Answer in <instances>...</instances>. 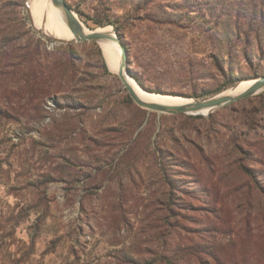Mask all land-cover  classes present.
<instances>
[{
	"label": "rangeland",
	"instance_id": "obj_1",
	"mask_svg": "<svg viewBox=\"0 0 264 264\" xmlns=\"http://www.w3.org/2000/svg\"><path fill=\"white\" fill-rule=\"evenodd\" d=\"M28 1L0 0V264H264V209L220 136L234 126L129 103L98 44L48 35ZM65 1L90 30L119 26L148 93L201 101L217 94L190 96L264 74V0ZM68 43L90 99L76 110L54 103L69 92L55 85Z\"/></svg>",
	"mask_w": 264,
	"mask_h": 264
},
{
	"label": "trees",
	"instance_id": "obj_2",
	"mask_svg": "<svg viewBox=\"0 0 264 264\" xmlns=\"http://www.w3.org/2000/svg\"><path fill=\"white\" fill-rule=\"evenodd\" d=\"M67 3V2H66ZM68 4V3H67ZM68 6L72 8L69 4ZM75 13H77L80 19H83V15L76 10L73 9ZM94 25L103 28L107 25H111L114 27L116 34L119 36L121 41L124 43L123 38L119 32V26L115 22L111 20H94ZM86 24V22L84 21ZM87 42L79 43V45H86ZM95 45L94 43H91ZM126 47V45H125ZM73 48L72 43H68L66 48L59 47L58 57L55 63V85H56V93H61L64 89L69 91L67 95H59L56 99H54V103L61 109H79L82 108L84 104L90 102L89 98H86V94L88 92V83L84 81L82 78V68L79 66L80 58L73 57L70 49ZM127 49V47H126ZM99 58L102 60V52L98 49ZM103 68L107 70L106 64L103 62ZM129 75L136 81V83L144 87L141 80L132 72H129ZM258 76L255 75L256 78ZM262 74L260 77H263ZM236 81L231 80L227 84L219 87L211 92H201L199 94L193 93L190 98L194 99H201L206 96H211L218 94L226 89L227 86L235 83ZM126 91V90H125ZM160 94V93H156ZM127 100L129 103H132V99L127 93ZM63 103L66 105L64 106ZM134 103V102H133ZM135 104V103H134ZM240 104H243L241 111L238 113L237 110L232 109L234 108L233 105L222 108V110H230V114L227 116H222L218 122L215 121L216 116L215 114H211L208 117L210 122V129L214 131V127L216 125H220L221 127H228L233 125L231 129V135L229 138H224L225 135H220L218 132H215L217 135L221 136V140L223 139L225 143V148L228 151V154L231 159V165L233 168L241 173L244 177L247 178V184L245 183L243 187H245V193L247 196L252 194L253 192L259 198V203L261 207L264 209V187L260 188L257 186L256 181V172L251 167L253 162L258 163L259 165L264 167V95L259 96V99L256 103H253V99L247 98L245 100L240 101ZM136 105V104H135ZM217 113V112H216ZM195 119H203L204 117L201 115H197L193 117ZM237 123V124H236ZM238 126V127H236ZM207 165V173H212L211 166L206 163ZM167 161H166V173H167ZM188 168V167H187ZM264 169V168H263ZM195 179V176H189ZM197 180V178H196ZM196 183H200V181H196ZM209 183V182H208ZM243 184V183H242ZM241 184V185H242ZM264 185V183H263ZM166 188L167 190V198L166 204L170 209V202L173 200L172 192L176 190L175 184L173 180L169 179L166 176ZM169 204V205H168ZM264 215V211H263ZM264 220V219H263ZM263 253V250H262ZM257 257V256H256ZM256 263V259H255Z\"/></svg>",
	"mask_w": 264,
	"mask_h": 264
},
{
	"label": "water",
	"instance_id": "obj_3",
	"mask_svg": "<svg viewBox=\"0 0 264 264\" xmlns=\"http://www.w3.org/2000/svg\"><path fill=\"white\" fill-rule=\"evenodd\" d=\"M49 1L54 8H57L60 11V14L62 16V19L66 27L74 37L73 42L76 43L94 42L98 44L99 42L110 41L118 46V48L122 53V56L120 58V65L118 67L117 76L120 79V82L122 83L124 90H126L132 101L142 109L161 113V114H168V115L186 114V115H202L208 117L213 112L221 108L234 105L247 98H250L258 94L260 91H262V89H264V76H263L259 78L250 79V80H256L257 82H255L253 86L248 88V90L238 95H223L220 93L213 97L201 101H195L194 103L183 104L179 106H165L153 102L144 101L133 93V91L131 90L128 84V80L132 77L128 74V69H127V49L124 43L119 38V36L116 34L115 30H112V33H102V32H97L95 30H91L92 32L90 34H85L82 28V22L78 18L77 14L73 11V9L68 6L65 0H49Z\"/></svg>",
	"mask_w": 264,
	"mask_h": 264
},
{
	"label": "bare ground",
	"instance_id": "obj_4",
	"mask_svg": "<svg viewBox=\"0 0 264 264\" xmlns=\"http://www.w3.org/2000/svg\"><path fill=\"white\" fill-rule=\"evenodd\" d=\"M29 6H32L29 10V14L32 19L35 21L36 25L40 27H44L50 29L52 32L47 33L55 38L61 39V42H71L74 40L73 35L66 27L60 11L57 8H54L49 0H29L27 3ZM32 22V20H31ZM33 25V23H32ZM40 34H45L39 31L36 27H34ZM82 28L85 34H90L92 31L88 29L83 23ZM111 28V27H109ZM97 32L102 33H111L108 30H95ZM98 46L103 53V58L110 72L117 73L118 67L120 65V58L122 53L118 46L110 41L99 42ZM257 82L256 80H247L238 83L236 86L231 87L227 91L222 92L223 95H238L242 92L248 90L251 86H253ZM128 84L133 91V93L138 96L140 99L153 102L165 106H179L183 104L194 103L195 101L180 98V97H172L166 95L152 94L144 91L134 79L130 78L128 80ZM264 90V89H262ZM206 114V113H205Z\"/></svg>",
	"mask_w": 264,
	"mask_h": 264
}]
</instances>
